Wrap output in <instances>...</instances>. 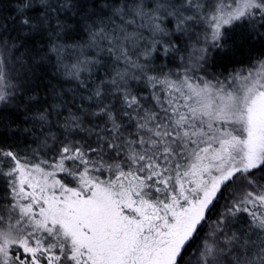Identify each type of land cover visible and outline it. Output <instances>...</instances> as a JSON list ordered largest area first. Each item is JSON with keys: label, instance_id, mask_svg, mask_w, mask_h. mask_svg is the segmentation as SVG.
Returning a JSON list of instances; mask_svg holds the SVG:
<instances>
[{"label": "snow or ice", "instance_id": "1", "mask_svg": "<svg viewBox=\"0 0 264 264\" xmlns=\"http://www.w3.org/2000/svg\"><path fill=\"white\" fill-rule=\"evenodd\" d=\"M14 4L0 264H264V0Z\"/></svg>", "mask_w": 264, "mask_h": 264}, {"label": "trees", "instance_id": "2", "mask_svg": "<svg viewBox=\"0 0 264 264\" xmlns=\"http://www.w3.org/2000/svg\"><path fill=\"white\" fill-rule=\"evenodd\" d=\"M3 4L6 5L8 8L14 7V0H3ZM4 14H8L5 12ZM237 38L239 34L237 33ZM262 51H264V42H261L259 38L253 39L245 44V48L243 52H238L235 59L239 61H243L245 65H247L251 60H253L256 56H258ZM240 66V65H236ZM175 67V65H173ZM231 68V65H229ZM222 70V69H221ZM54 83H56L54 81ZM65 88L71 87V85L65 84Z\"/></svg>", "mask_w": 264, "mask_h": 264}]
</instances>
